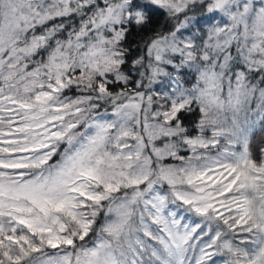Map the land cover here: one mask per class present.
<instances>
[{
    "label": "snow or ice",
    "instance_id": "obj_1",
    "mask_svg": "<svg viewBox=\"0 0 264 264\" xmlns=\"http://www.w3.org/2000/svg\"><path fill=\"white\" fill-rule=\"evenodd\" d=\"M0 264H264V0H0Z\"/></svg>",
    "mask_w": 264,
    "mask_h": 264
}]
</instances>
